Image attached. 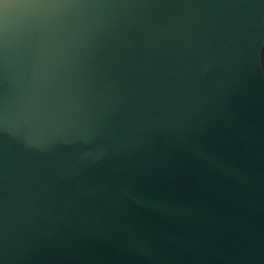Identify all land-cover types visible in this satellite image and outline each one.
<instances>
[{
  "label": "water",
  "instance_id": "95a60500",
  "mask_svg": "<svg viewBox=\"0 0 264 264\" xmlns=\"http://www.w3.org/2000/svg\"><path fill=\"white\" fill-rule=\"evenodd\" d=\"M0 264H264V0H0Z\"/></svg>",
  "mask_w": 264,
  "mask_h": 264
}]
</instances>
